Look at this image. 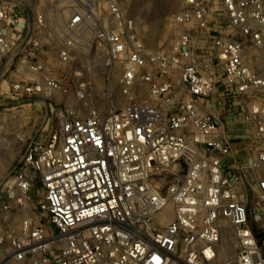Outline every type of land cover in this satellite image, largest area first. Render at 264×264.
Segmentation results:
<instances>
[{"label":"built area","instance_id":"obj_1","mask_svg":"<svg viewBox=\"0 0 264 264\" xmlns=\"http://www.w3.org/2000/svg\"><path fill=\"white\" fill-rule=\"evenodd\" d=\"M182 3L181 33L155 49L118 0H0V95H67L57 66L94 46L128 92L107 113L61 110L27 143L0 189V264H219L226 224L225 264H264V76L245 60L247 41L264 44V0ZM227 104L254 127L245 145Z\"/></svg>","mask_w":264,"mask_h":264},{"label":"rangeland","instance_id":"obj_2","mask_svg":"<svg viewBox=\"0 0 264 264\" xmlns=\"http://www.w3.org/2000/svg\"><path fill=\"white\" fill-rule=\"evenodd\" d=\"M118 1L126 13L134 17L140 39L150 48L157 49L170 45L182 31V28L176 25L174 16L183 8V0ZM44 3L45 0H32L34 8ZM220 20V15L214 13L212 21L214 27ZM245 60L264 76V45L260 48L247 41ZM57 68L59 78L69 90L65 96H57L46 101L33 97L19 104L7 94L0 95V189L6 186L10 170L21 159L27 143L38 138L43 139L57 130L61 110L86 112L94 107L107 113L128 102V92L117 84V71L107 65V56L101 47L94 46L90 55L78 51L70 63L59 65ZM220 72L221 66L217 67L218 78H221ZM4 91L6 85L2 92ZM260 104L264 108V92ZM234 112L236 117L229 121L230 126H235L236 132L239 131L240 136L242 135L241 137L234 135L236 140L233 141L238 144L249 140V132L252 133L254 127L245 122L243 108H237ZM245 184L249 195L252 196L250 207L253 212L258 200L254 193H251V189H256L251 171L247 172ZM16 219L19 221L20 215H16ZM234 252L235 244L232 242L229 258Z\"/></svg>","mask_w":264,"mask_h":264},{"label":"bare ground","instance_id":"obj_3","mask_svg":"<svg viewBox=\"0 0 264 264\" xmlns=\"http://www.w3.org/2000/svg\"><path fill=\"white\" fill-rule=\"evenodd\" d=\"M264 45V44H263ZM258 47H262V46H258ZM172 214L170 209H167L166 214H164L161 218H160V223L161 224H167L168 221L170 220ZM231 235V228L228 224H226L224 226L223 229V236L220 242V245L218 247V254H217V260L219 262V264H225V262L232 258L233 256H231L229 258V255L232 251V239L230 238ZM231 242V243H230ZM234 246V245H233ZM234 255V254H233Z\"/></svg>","mask_w":264,"mask_h":264},{"label":"crops","instance_id":"obj_4","mask_svg":"<svg viewBox=\"0 0 264 264\" xmlns=\"http://www.w3.org/2000/svg\"><path fill=\"white\" fill-rule=\"evenodd\" d=\"M232 111V109L229 107V104H227L226 106H225V110H224V112H221L222 113V116H223V118H225V119H227V127H228V138H231V140L233 141H235L236 140V138H235V136H237V137H239L240 136V133H239V131L238 132H236V128H235V126H233V127H231L230 126V121L229 120H233V118L234 117H236V113H235V116H232V117H230L229 116V112H231ZM235 135V136H234ZM242 136V135H241ZM240 136V137H241ZM233 141V142H234ZM246 142H247V140H244V142L242 141L241 143H235L236 145H245L246 144Z\"/></svg>","mask_w":264,"mask_h":264}]
</instances>
